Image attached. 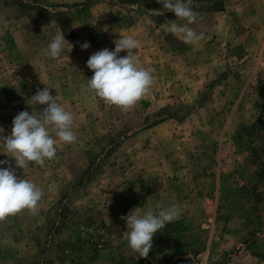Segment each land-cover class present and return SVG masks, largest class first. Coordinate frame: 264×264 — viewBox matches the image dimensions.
<instances>
[{"label": "rangeland", "instance_id": "1", "mask_svg": "<svg viewBox=\"0 0 264 264\" xmlns=\"http://www.w3.org/2000/svg\"><path fill=\"white\" fill-rule=\"evenodd\" d=\"M192 7L204 38L185 44L157 0H0V135L49 87L77 136L43 167L0 153L44 193L37 214L0 221V264H264V0ZM60 31L71 51L42 56ZM129 34L153 84L124 112L83 85L90 55ZM158 203L181 215L138 258L120 217Z\"/></svg>", "mask_w": 264, "mask_h": 264}, {"label": "clouds", "instance_id": "2", "mask_svg": "<svg viewBox=\"0 0 264 264\" xmlns=\"http://www.w3.org/2000/svg\"><path fill=\"white\" fill-rule=\"evenodd\" d=\"M157 3L176 17L170 21L167 32L181 35L185 44H194L204 38L203 33H197L189 27L198 17L192 7V0H157ZM176 20L186 23L178 24ZM113 42L114 50L104 48L96 51L86 61V67L93 75L86 80L83 90L106 105L127 112L148 93L153 77L151 70L139 66L134 51L139 47V42L133 35L119 36ZM65 44L71 46V51L72 45L60 31L46 47L41 48L40 53L44 57L57 59ZM89 47L87 42L81 45L82 49ZM122 51L127 54L120 57ZM50 89L45 87L37 90L27 101L29 105H45L42 111L31 114L28 111L19 112L12 120L11 134L0 135V146L3 147L0 153L13 158L16 168L24 170L30 164L43 167L46 161L58 159L57 140L64 145H71L77 140L73 131V114L57 102ZM3 131L0 128V133ZM0 165H9L0 168V221L23 210L37 214L43 189L30 180L18 177L9 160H0ZM181 211L178 206L164 207L158 203L155 209L148 207L142 215L134 209L121 216L120 219L126 221L128 248L138 254V258H147L153 247L154 235L168 223L177 220Z\"/></svg>", "mask_w": 264, "mask_h": 264}]
</instances>
